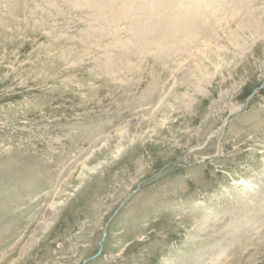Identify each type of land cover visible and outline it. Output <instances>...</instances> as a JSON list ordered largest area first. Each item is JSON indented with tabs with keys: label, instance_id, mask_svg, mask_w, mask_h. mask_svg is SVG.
Returning a JSON list of instances; mask_svg holds the SVG:
<instances>
[{
	"label": "rangeland",
	"instance_id": "obj_1",
	"mask_svg": "<svg viewBox=\"0 0 264 264\" xmlns=\"http://www.w3.org/2000/svg\"><path fill=\"white\" fill-rule=\"evenodd\" d=\"M92 1L0 0V264H264V0Z\"/></svg>",
	"mask_w": 264,
	"mask_h": 264
},
{
	"label": "bare ground",
	"instance_id": "obj_2",
	"mask_svg": "<svg viewBox=\"0 0 264 264\" xmlns=\"http://www.w3.org/2000/svg\"><path fill=\"white\" fill-rule=\"evenodd\" d=\"M110 1H113V0H97L98 11L104 14H107V15L110 14V16H112V14L113 15L116 14L119 11V5H113L110 7L109 6ZM140 1L141 3H139L138 0H119V4L121 7L126 8V13L124 15L126 14L128 15V13H133L134 11H136L135 10L136 8H144L145 10L153 11L151 12V14L153 15L152 17L155 19V22H151V23L149 22L150 25L148 24L145 25L144 23H142L143 21L141 22L140 20L139 24L135 26V30H137V32L141 34H146V32H148L147 29L149 30L150 27L153 25V28H157L159 32H162L164 39H167V40L170 37L169 36L170 31L166 30L167 28L166 24L169 23V22L167 23V21H169L171 18L170 13L177 12L181 9H188L191 7L193 3L199 2V0H183L184 2H182V0H140ZM189 1L191 2L188 3ZM92 3L93 1L91 0V4ZM195 11L200 12L201 7L198 9H195L193 12ZM154 24L158 25V27H156ZM164 32H166L167 34L165 35ZM149 33H150V30H149Z\"/></svg>",
	"mask_w": 264,
	"mask_h": 264
},
{
	"label": "water",
	"instance_id": "obj_3",
	"mask_svg": "<svg viewBox=\"0 0 264 264\" xmlns=\"http://www.w3.org/2000/svg\"><path fill=\"white\" fill-rule=\"evenodd\" d=\"M100 252H101V249H98V251L94 255H92L89 259H92V258L96 257Z\"/></svg>",
	"mask_w": 264,
	"mask_h": 264
}]
</instances>
